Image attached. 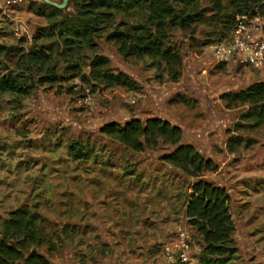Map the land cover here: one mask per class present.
Masks as SVG:
<instances>
[{"label":"rangeland","instance_id":"374dc122","mask_svg":"<svg viewBox=\"0 0 264 264\" xmlns=\"http://www.w3.org/2000/svg\"><path fill=\"white\" fill-rule=\"evenodd\" d=\"M31 1L0 0V44L7 47L0 58L21 88L0 92V236L2 222L24 210L52 239L38 250L55 264H88L94 233H104L113 220L127 239L142 244L145 257L156 252L164 264H183L168 256L165 245L187 231L186 264H206L203 236L185 216L191 185L201 178L229 194L234 230L225 264H264V122L246 116L249 103L228 107L221 98L264 80V64L254 69L218 60L206 44L229 36L236 15L253 10L264 16L262 10L235 12L224 0L222 13L209 12L190 29H172L168 44L180 56L173 64L149 54L125 55L107 40L113 28L142 22L138 10L105 21L94 49L68 50L56 36L34 44L35 32L50 20L32 12ZM199 7H210L209 0ZM74 9L69 0L65 10ZM31 47L50 50L52 58L30 66L22 57ZM98 55L108 62L94 67ZM119 73L130 83L108 77ZM49 75L55 79L42 80ZM151 117L179 125L182 142L210 168L190 175L164 159L169 144L134 151L102 132L106 123ZM72 141L89 148L88 158L72 156ZM167 230L169 236H162Z\"/></svg>","mask_w":264,"mask_h":264},{"label":"trees","instance_id":"16d2710c","mask_svg":"<svg viewBox=\"0 0 264 264\" xmlns=\"http://www.w3.org/2000/svg\"><path fill=\"white\" fill-rule=\"evenodd\" d=\"M75 9L67 12L42 0H33L29 8L36 15L44 16L50 23L39 27L34 34V44L43 37H58L68 50L79 47L94 49L98 46L97 37L104 28V22L111 20L116 12L130 14L133 11L144 13V20L124 28H113L106 36L107 40L125 55L149 54L159 56L170 63H180V56L168 44L170 32L174 28L190 29L195 23L205 19L207 13H222L224 0H209L210 7L200 8V0H72ZM235 12H248L258 7L264 15V0H229ZM252 12L256 13L252 10ZM122 24H125L124 22ZM220 40V39H217ZM215 41V40H214ZM213 42V41H211ZM209 42V43H211ZM206 43V44H209ZM205 44V45H206ZM7 47L0 44V55ZM30 66L45 64L52 58V52L31 47L23 55ZM107 59L97 56L92 64L100 67ZM177 62V63H176ZM120 84L127 85L126 74L108 76ZM45 76L42 80H53ZM19 92L21 88L9 67L0 58V92ZM228 107L234 103L251 105L247 117L264 122V80L255 81L236 92L223 93ZM106 133L123 146L134 151H144L147 147L160 143L169 144L170 152L165 160L184 172L195 175L202 166L210 168V161L203 159L192 144L182 142V128L177 124L159 117H151L142 122L131 119L124 124L106 123L102 127ZM231 143L240 144L239 139ZM69 151L76 159L88 158V147L79 141L68 144ZM192 191L186 204L185 216L190 224L196 226L204 239L206 264H225L234 230L229 206V194L223 186L206 179H199L191 185ZM0 236V264H55L45 253L37 249L42 244L52 245L46 233L37 227L32 214L17 210L2 222Z\"/></svg>","mask_w":264,"mask_h":264},{"label":"built area","instance_id":"2783aa9c","mask_svg":"<svg viewBox=\"0 0 264 264\" xmlns=\"http://www.w3.org/2000/svg\"><path fill=\"white\" fill-rule=\"evenodd\" d=\"M208 46L218 60H235L239 64L253 65L254 69L261 68L264 64V16L257 13L236 15L232 33ZM190 236L189 232L181 230L165 245L166 253L174 262L186 264L189 261Z\"/></svg>","mask_w":264,"mask_h":264},{"label":"crops","instance_id":"0c3cea01","mask_svg":"<svg viewBox=\"0 0 264 264\" xmlns=\"http://www.w3.org/2000/svg\"><path fill=\"white\" fill-rule=\"evenodd\" d=\"M121 221L123 220L121 219ZM106 222H108V219H106ZM109 223H113V226L109 225V227L106 228L104 233L102 231L98 233H94L95 239L94 241L90 242L88 245L89 247H87L89 250V256L87 258L88 264H164L165 263V262L161 263L160 261L161 258H159V255L156 252H153L154 255L153 258H150V256L145 257L143 255L142 244L133 241L132 236L131 239H127L128 237L126 236V234L124 235L122 231H120L123 228L122 224H119L120 221L116 222L112 220V222L110 221L108 222V224ZM165 226L167 225L165 224ZM109 228H111L112 231H115V234L109 232L110 231L108 230ZM140 228H142V225H140ZM117 230H119V233L116 232ZM154 230L157 231L156 228H154ZM168 230L162 236L164 237L169 236L167 235L169 234L167 233ZM162 231L163 230L160 229L158 233L160 234ZM171 232H173V230H171ZM139 241H142L141 237ZM136 250H139L140 256L134 255Z\"/></svg>","mask_w":264,"mask_h":264},{"label":"water","instance_id":"95a60500","mask_svg":"<svg viewBox=\"0 0 264 264\" xmlns=\"http://www.w3.org/2000/svg\"><path fill=\"white\" fill-rule=\"evenodd\" d=\"M42 1H44L46 3H49L51 5H55V6H57L60 9H65L67 7V5H68V2H69V0H63L62 3H56V2H54L52 0H42Z\"/></svg>","mask_w":264,"mask_h":264}]
</instances>
